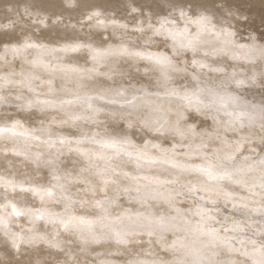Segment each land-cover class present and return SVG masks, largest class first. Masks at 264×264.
<instances>
[{"label": "clouds", "instance_id": "1", "mask_svg": "<svg viewBox=\"0 0 264 264\" xmlns=\"http://www.w3.org/2000/svg\"><path fill=\"white\" fill-rule=\"evenodd\" d=\"M0 264H264V0H0Z\"/></svg>", "mask_w": 264, "mask_h": 264}]
</instances>
